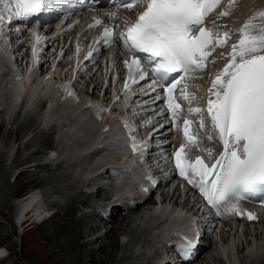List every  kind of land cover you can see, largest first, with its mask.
I'll return each mask as SVG.
<instances>
[{
  "label": "snow or ice",
  "instance_id": "1",
  "mask_svg": "<svg viewBox=\"0 0 264 264\" xmlns=\"http://www.w3.org/2000/svg\"><path fill=\"white\" fill-rule=\"evenodd\" d=\"M58 2L60 0H0V27L13 20L38 16ZM229 2L232 6L236 0ZM219 3L220 0H123L121 7L141 10L131 22L125 18L118 36L114 27L119 25H105L97 43L108 45L117 38L122 41L126 54L131 57L130 62L124 63L133 83L137 82L134 77L144 80L148 75L136 53L151 57L150 71L157 81H163L170 73H183L180 79L164 86L168 111L175 120L181 109L177 100L191 101L194 94L186 91V83L180 97L174 98V90L189 78V73L204 70L215 48L224 47L231 38L227 31L220 33L204 26L205 18ZM228 14V11L219 13L220 16ZM114 17V13L109 14V18ZM257 18L264 21V10L250 17L237 30L239 38L231 44L226 63L210 79L207 90L206 112L222 150L213 157L212 149H203L213 160L210 165L200 156L190 161L186 154L182 155L185 144L174 153L179 174L199 189L218 214L221 207L229 205L242 192H264V23L257 25ZM94 21L96 25L101 24L99 19L94 18ZM35 52L34 45V56ZM63 87L67 91L68 86ZM128 87L126 82L125 88ZM68 95L74 97L72 92ZM201 111L189 108L188 113ZM191 123L184 119L183 134L188 144L198 146V137L189 135ZM199 127L204 128L203 120ZM231 210L237 215L255 218L252 213L239 212L235 206Z\"/></svg>",
  "mask_w": 264,
  "mask_h": 264
},
{
  "label": "rangeland",
  "instance_id": "2",
  "mask_svg": "<svg viewBox=\"0 0 264 264\" xmlns=\"http://www.w3.org/2000/svg\"><path fill=\"white\" fill-rule=\"evenodd\" d=\"M11 113L13 112L9 110V114ZM27 121L13 120L9 123L7 130L0 126V149H2V151L6 152V149H9L8 146L13 145L14 141L18 142L20 138L24 137L25 135L28 136L31 132L35 131L34 127H36L37 122L34 124L33 128L30 127L29 129H27L21 127ZM29 121L32 122V120ZM36 133L35 135H32L30 138H28L27 141L32 140L31 142H33V145L30 142H28V145L33 146L32 148L36 149L35 155L40 156L37 153V149L48 147V139L40 140L36 136ZM28 149L30 148H20L18 152L21 154V156L18 154H12V158L10 161L9 159L7 161H5V159L3 160L0 153V249L4 250L6 254H8L5 259L0 260V264H138L140 258L131 257V250H133L131 242H128V245L119 244L117 249L113 248L112 250L108 248L105 250V252H101L100 250L98 251V253L87 256V254H90L91 252L90 249L93 250V252H96L99 247L101 249L105 241L98 239V241L95 240L93 242L94 244L92 243L89 247H87L86 244L83 243H81V245L79 246L81 240L84 241L86 239L87 234H84L82 239H80L78 235H75L79 231V226L76 223V226H70L69 223L66 226L62 225L63 233L65 232L64 235H67L68 232L71 230V227L73 226L71 232H73L75 236V238L73 237V240H77H75L76 244L75 242L72 244H69L68 242L66 244L65 238L61 237L58 234V232L56 231L57 229L54 231V233H51V236L47 235L48 233L53 231L55 224L60 225L62 222H64L62 221L61 215L51 216L48 220L45 221V223L40 224L35 229L25 230L21 227L14 226V224L12 223V212L14 210V202L16 201V198L24 192L28 191L29 187L33 185V182H40V180H38V178H40L39 176L42 177L45 174L44 171L38 167L34 169V171L29 170L28 172L22 175L20 174L17 179H13V175L15 173L13 172V170L18 167H21L22 163L29 161L23 159L22 157V155H24L23 153L26 152ZM53 171L57 173L58 177L57 175H54L53 177L56 178L55 180L52 178H48V182H46L48 184H46V186L44 187V190L47 191L48 197L45 203L50 204L51 202L55 201L56 198L55 193L53 192V188L56 187L58 189V192L60 191V193L56 195L57 197H59V200L56 203L54 202L52 206L53 208L55 207L54 209L56 211H59V213H61L62 211L60 212V210L64 208L66 204H69L72 199V195L69 193L68 187H65L70 184L66 183L67 178L62 176L61 170ZM45 179L46 176L42 181L45 182L47 180ZM42 198L43 194L40 195V203H43ZM101 205L102 204L99 202L96 203L97 208L101 207ZM77 218H82L84 222H86V225L89 223L93 225L97 224L98 226L95 227L102 230H105V228L109 226V224H105L99 218L95 217L92 213H88L87 217ZM70 220H73L72 216L70 217ZM59 225H57V227ZM64 226L67 231L69 230L68 232L66 231V229H64ZM124 230H126V226ZM111 233L113 236H115L116 234L112 231ZM227 237L228 235L226 233H222L221 235L216 237V246L211 248L205 254L201 255L198 261L199 263L197 262V264H222V262L218 260L216 251H220L217 246H220L219 248L223 247L224 245L226 246V242L229 243L230 247L233 249H231L232 259H236V261L239 262V259L240 257H242V255H240V252L238 251H241L242 249H247L248 243H250L251 245L256 243L258 237L264 241V231L263 228L255 229L253 232L250 230L249 235H246V237L244 238L242 236L232 237L230 235L228 238ZM62 238L64 245H60V243L62 242ZM123 238L127 240V237L125 235H123ZM105 240H107V237L105 238ZM117 242L118 240L115 242V247ZM84 245L87 248L84 247ZM233 245H235L234 248L232 247ZM72 246H74L73 249ZM235 247H237L238 250ZM81 250L83 254L80 257V260L76 263L75 256ZM85 254L87 257L85 256ZM233 255H235L236 257H234ZM91 260L92 263L89 262ZM93 260L95 263L93 262Z\"/></svg>",
  "mask_w": 264,
  "mask_h": 264
},
{
  "label": "bare ground",
  "instance_id": "3",
  "mask_svg": "<svg viewBox=\"0 0 264 264\" xmlns=\"http://www.w3.org/2000/svg\"><path fill=\"white\" fill-rule=\"evenodd\" d=\"M243 1H245V0H241V3L243 4ZM246 2H250V4H253V6H256V5H259L258 6V8H262L263 6H264V0H246ZM232 19V15L231 16H229V18L228 19H226V20H222L221 22H226L227 20H231ZM52 61H53V59H51ZM2 64V62H0V65ZM1 69L2 68H0V73H1ZM44 85H46V83H43ZM95 87V86H94ZM94 87H93V89H94ZM92 89V90H93ZM13 90V89H12ZM13 94L12 95H10V91H8V89L7 88H0V98L2 99V102H0V108L2 107L3 109H5V115L6 116H10L9 118V120H13L14 118H22L23 120H25L26 118H28L29 117V114H33L35 111H36V107H37V96L34 94V92L31 94L30 93V97L29 98H27V92H23V93H20L21 95H22V105H19L18 107H17V104L15 103V104H13V102H12V98L10 97V96H14V95H16V92H15V90H13ZM6 101V104L4 103ZM62 105L63 104H60V106H59V109L58 110H62ZM18 108H20L21 109V111L22 112H20L19 114H17V115H15V112H16V110L18 109ZM25 109V110H24ZM9 110L11 111V112H13V113H11V114H9ZM47 113H48V115H50L51 114V112L50 111H48V109H47V111H46ZM4 114V113H3ZM83 115V112H80L79 114H78V116H82ZM44 116H46V115H44ZM41 117L40 118V123H41V125L42 126H47V124L50 122V121H52L53 119H54V115H50V121H46L45 120V117ZM54 121V120H53ZM36 123V121H33L32 120V122L31 121H27L23 126H21V127H23V128H27V129H29L30 127H34V124ZM53 123H56V122H53ZM57 125H58V123H57ZM35 128V130H36V127H34ZM34 130V129H33ZM71 130H73L74 131V129L73 128H71ZM60 134H67L66 133V130H62V129H59V131H58V133H57V135H56V137H57V139H58V143H56V144H53L56 148H61V149H63V152H68V151H70L72 148H71V146H70V144H69V138L68 137H66V136H63V135H60ZM59 136V137H58ZM23 138V137H22ZM106 140L107 139H105L104 141H103V144H105V142H106ZM26 145V144H25ZM53 146V148H55ZM0 148H1V146H0ZM1 150V153L3 152L2 151V149H0ZM10 150H11V148H7L6 149V152H10ZM78 151V150H77ZM83 155H84V157L82 158V159H79V162H81V161H83V160H85V159H87V155L85 154V153H83ZM117 155H119V154H117ZM4 156H6V153L4 152V153H2V158H4ZM7 156H9V155H7ZM116 156V155H115ZM31 157V160L30 161H34V157L33 156H30ZM32 167V166H31ZM29 167H27V168H25V169H23V170H21L22 171V173H20V174H24V173H26V172H28V169ZM52 175V176H51ZM54 175H57V174H55L54 172H52L48 177H46V179L48 180V178H52V179H56V178H54L53 176ZM19 176V175H18ZM18 176L15 178V179H17L18 178ZM57 177H58V175H57ZM45 179V180H46ZM30 192V191H29ZM55 193H56V191H54ZM27 194V193H26ZM25 194V195H26ZM42 193L40 192V193H38V192H33L32 194H30L27 198H25V199H20L19 200V202H18V204L15 206V214H18V216H21V213L23 212V210H25V209H29V208H31V209H33V214H34V216L36 217V218H38V217H41V216H43L44 214H45V209H44V203H40V195H41ZM148 204V203H151V197L150 198H148L144 203H143V205L144 204ZM134 209H138V207H136V208H134ZM133 209V210H134ZM127 211H124V210H122V209H120V208H115L111 213H110V215H109V217H108V220H110V223H111V225L112 226H110L104 233H103V235L102 236H100V237H97L95 240H98V239H100V240H104L105 242H104V245L102 246V248L100 249V247L97 249V251L96 252H93V250H91L90 249V254H87V256H89V255H91V254H95V253H98V251H100L101 250V252H105V250L106 249H108V248H110V249H112L113 250V248H116L117 249V247H118V242H117V244H116V247H115V242L117 241V237H118V235H119V232L121 231V229H123L121 232H125V236L127 235V234H130V236H126L127 237V244H128V242H131V246H132V248H133V250H134V252H135V255H138V254H140V253H142V252H144L143 251V249L141 248V239H142V237H143V230H141V231H139V229H140V224L137 222V221H134L133 223H131V224H128L127 225V222L130 220V218H131V216H133V215H135L136 213L135 212H132V210H128V209H126ZM75 211V208L73 207V205L72 204H70V205H68L64 210H63V212L61 213V214H55V215H61L62 217V221H64V222H62L60 225L59 224H55L54 225V229H53V231H51L50 233H48L47 235H49V236H51V233L53 232L54 233V231L56 230L57 232H58V234L61 236V237H64L65 238V242H66V244L69 242V244H72V243H74L75 242V244H76V241L75 240H73V237L75 238V236H74V233L73 232H71V230H72V227H71V230L68 232L67 231V229L65 228V226L69 223L70 224V226L71 225H75V223L76 224H78V228H79V231L77 232V234H75V235H78V237H80V239H81V237H82V234H83V226H82V222L80 221V219H78V218H75L74 217V215H73V212ZM179 210H177L176 211V213H179L178 212ZM117 212H120V219L118 220V219H116L114 216H115V214L117 213ZM72 216V219L74 220H70V217ZM42 223H45V221H43ZM41 223V224H42ZM57 225H59L58 227H57ZM62 225H65L64 226V229H66V231L68 232V234L67 235H64L65 234V232L63 233V226ZM124 225V228H122V226ZM76 226V225H75ZM125 226H126V230H124L125 229ZM29 227H30V229H35L36 227H37V225L35 224V223H32V224H30L29 225ZM68 227V226H67ZM52 228H53V226H52ZM77 228V229H78ZM73 230H74V228H73ZM111 231L112 232H114V233H116L115 234V236H113L112 235V233H111ZM56 232V233H57ZM56 236H57V234H56ZM61 237H59V238H61ZM107 237V240H105V238ZM229 237V236H228ZM227 237V238H228ZM53 238V237H52ZM238 239V238H237ZM228 241H229V239H228ZM234 241H235V239H234ZM81 243H83V244H86V246L87 247H89L92 243L91 242H80V244H79V246L81 245ZM96 243V242H95ZM94 244V243H93ZM232 244V243H231ZM60 245H64V243H63V238H62V242L60 243ZM78 245V244H77ZM76 246V245H75ZM85 245H84V247H86ZM134 246V247H133ZM225 246V245H224ZM221 247V248H223V249H221V248H219L218 246H217V248L218 249H220V251H224V250H227L228 248L225 246V247ZM229 246H230V244H229ZM234 246L235 245H233L232 247L234 248ZM73 247L74 246H72V249H73ZM86 247V248H87ZM78 248V247H77ZM236 249H237V247H235ZM69 249V248H68ZM76 249V248H75ZM109 249V250H110ZM232 249V248H231ZM71 250V249H70ZM233 250V249H232ZM235 250V249H234ZM238 250V249H237ZM1 252V251H0ZM217 252V251H216ZM233 252V251H232ZM204 253H206V252H204ZM222 254H224L225 255V253L224 252H221ZM235 253V252H234ZM74 254V253H73ZM82 254H83V252H82V250L81 251H79V253H77L76 254V258H75V262L77 263V261H79L80 260V257L82 256ZM105 254V253H104ZM109 254V253H108ZM229 255H231V254H229ZM236 255V254H235ZM235 255H233L234 257H236ZM238 255V254H237ZM85 256H86V254H85ZM86 256V257H87ZM85 257V258H86ZM210 257V256H209ZM233 257V258H234ZM213 258V257H212ZM215 259V258H214ZM246 261H247V259H246ZM89 262H91L92 263V260L91 261H89ZM93 262H94V260H93ZM262 262V261H261ZM95 263V262H94ZM197 263V262H196ZM256 263H259L258 262V260H256V259H251V260H248L245 264H256ZM230 264V263H229ZM259 264H263V263H259Z\"/></svg>",
  "mask_w": 264,
  "mask_h": 264
}]
</instances>
